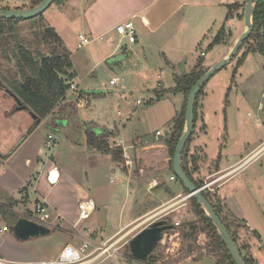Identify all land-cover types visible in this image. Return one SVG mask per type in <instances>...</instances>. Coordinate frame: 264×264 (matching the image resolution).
<instances>
[{
    "label": "rangeland",
    "instance_id": "1",
    "mask_svg": "<svg viewBox=\"0 0 264 264\" xmlns=\"http://www.w3.org/2000/svg\"><path fill=\"white\" fill-rule=\"evenodd\" d=\"M20 1L0 0V8L28 9L34 3L23 5ZM247 2L248 0H239L233 5L231 9L233 18L228 20L225 27V42L222 47L217 46L214 50H211L205 41L198 47L197 51H194L193 58L202 59L201 51H203L205 54L207 53V57L203 60L213 63L218 57L216 54L219 50L224 51L226 49L229 51L231 49L245 30L242 15L244 17ZM27 5H29L28 8H26ZM60 20L63 19L58 17V12L54 6H50L44 14L34 19L23 20L19 24L16 30L18 40L10 37L4 40L0 50V78L7 88L11 87V82L6 81L5 76L8 80L10 77L14 80H21L20 73L16 70L17 59L15 57L16 52H18V44L32 51L41 50L45 55H49V47L42 41L44 28H55L58 31ZM60 34L64 40L62 41L63 46L69 52L70 60L77 64L78 75L81 79L76 95H84L85 98L79 102L76 96L74 103H72L73 99H70L67 105H76L77 103L75 108L67 106L64 112H57L58 109L56 108L55 116H50L49 120H44L43 123L35 126L31 112L27 110L15 111L17 102L12 99L7 90L0 88V91L2 90L0 92V159L3 156L5 157V159L0 160V184L4 187L0 188V196L5 205H8L11 201L7 197L6 191H11L18 185L17 174L31 177L43 171V169L45 170L50 164L49 162L54 163L62 172L65 171V175H68V179L63 186H60V189L63 190L65 187L66 190L74 193L75 187L79 186L91 191V195L94 197L100 194L103 196L114 193V195L120 196L122 201L125 200L126 190L117 191V185L121 177L119 170H113L114 159L111 158V155H106L98 149L95 150L99 154H92L89 148L92 149L93 147L88 145V140L85 141L86 138H94L93 131H95V127L93 124L109 129L114 128V126L118 128V131L115 130L114 141L112 140L113 135L108 138L109 146L114 149L120 145V139L123 140V145L126 146L133 145L137 141L154 138L157 131L166 133L169 124H166L167 119L165 117H169L175 112L176 95L169 90L174 81L168 74L169 69L167 67L166 71L163 70L162 72L164 76L162 87H158L160 80L157 79L158 75L153 68L148 67L142 71L141 64H134L128 58L117 62L116 58L119 57L114 56L93 67L94 60H90L88 52L95 50L100 43L95 44L92 41L89 44L90 46L80 47L78 37L76 39L73 35L59 33V36ZM250 45L251 51L255 44L251 42ZM248 49V46L242 48L236 59L216 73L204 89L207 93V98L204 101V111L210 118V122L208 136H202L206 146L203 147L205 152L214 158L215 163H217V156L222 153V150L227 158H230L233 151L238 154L244 153L242 154L244 156L253 149L252 147L260 148L264 146V56L259 57V53L250 52L248 55H251L247 56L246 62L237 69L238 61ZM7 58L11 60L8 61ZM95 59L97 60V58ZM211 59L213 60L211 61ZM95 63L97 64L98 61ZM203 68L207 69L204 66ZM235 69H237V74L233 79ZM180 71H182L181 65L179 74L182 73ZM114 78L119 79L117 86L110 85ZM124 86H126L125 90L122 89ZM163 90L170 92L166 93L169 96L160 105H156L157 93L160 94ZM137 99L141 100L143 105L136 107ZM180 114H178V117ZM61 117L64 121H67L68 126L52 129L51 126H54V120ZM240 118L242 119V133H230L233 129H237ZM257 120L259 122L255 123ZM199 126L200 122H197L196 132H198ZM51 133H55L58 137L57 145L51 152L49 150L44 151L41 143L43 144ZM121 135L122 138H119ZM96 137L103 139L101 135H96ZM245 140L246 143H244ZM247 142L252 145L251 148L247 149L248 151L245 150ZM254 143L256 144L254 145ZM21 144L22 149L17 150ZM226 144H228V149L225 148ZM50 154H52V159L49 157ZM240 155H238L239 159L241 158ZM24 157L32 159V166L27 167ZM34 159L35 161L42 159L47 164L44 166V162L37 161L33 163ZM262 166H264V153L249 166L242 177H255L258 173H264ZM236 182H232L230 186ZM33 193L30 195V206L32 207L37 197ZM49 201H51L50 197ZM190 207L192 209L193 206ZM262 207L264 209V205ZM21 214L22 211L17 214L18 217L32 220V217L22 216ZM53 216L55 217V215ZM197 218L198 220L191 221L198 223V231L193 238L186 237L183 233L186 230L185 226L191 222L182 223L171 217L168 218L173 224L179 222L180 225L165 234L162 242L153 253V259L148 258L146 262L134 259L130 250V241L145 226L137 227L138 224L143 223V220L117 234L111 232L99 233L97 231L96 233L91 230L94 240L91 239L92 244L87 251L88 253L96 250L98 247L96 241L102 244L107 242V239L112 235H114L113 241L109 239L108 241L117 243L108 253L91 264H218L214 258H203L209 252L216 255H214L216 260L221 259L223 255L211 243L208 231L200 223L201 218L198 215ZM261 221L264 224L263 220ZM261 221H258V224H262ZM94 222L95 218H90L82 222L78 229L72 228L67 231L57 226L51 228V233L46 236L31 238L26 241L19 240L22 245L30 249L29 251L34 254L36 260L48 261L57 258L66 244L79 246L84 240H82V231L90 230L94 226L92 224ZM1 225L3 223L0 222ZM107 230L110 231V228L108 227ZM259 233L262 235L264 242L263 226H259ZM259 255H263L259 259L260 264H264V248L259 251Z\"/></svg>",
    "mask_w": 264,
    "mask_h": 264
},
{
    "label": "crops",
    "instance_id": "2",
    "mask_svg": "<svg viewBox=\"0 0 264 264\" xmlns=\"http://www.w3.org/2000/svg\"><path fill=\"white\" fill-rule=\"evenodd\" d=\"M33 1L35 0H21L20 3L25 5ZM237 1L239 0H64L59 5L54 3L52 6L58 12V17L63 19L60 20L59 33L73 35L76 39L84 36L91 42L93 41L92 43H100L95 50L88 52L90 60H94L93 67L114 56L119 57L116 58L117 62L128 58L134 64H141L142 71L148 67L153 68L158 75L157 79L160 80L158 87L163 86L162 80L164 76L162 72L163 70L166 71L167 67L169 69L168 74L174 81L173 86L169 87V90L176 95L177 105L175 106V112L171 116L165 117L167 119L166 124H169L166 133L157 131L162 134L161 136H157L156 132V137L154 138L137 141L133 145L126 146L123 145V140L120 139V145L117 146L123 151V159L121 163L114 161L113 170L120 171L121 179L118 182L117 191L126 190L127 196L125 200L122 201V198L114 195V193L103 196L100 194L94 197L91 195V191L79 186L75 187L74 193L66 190L67 188L65 189V187L62 190L60 186L64 185L68 175H65V171L62 172L54 163L49 162L50 164L45 170L43 169V171L31 177L17 174L18 185L11 191H6L7 197L12 202L9 200L8 205H5L0 196V205L9 209L12 207L15 213L20 214L22 211V216L27 215L33 218L37 217L34 213L35 204L41 199H47L48 197L47 203L51 214L52 216L55 215V217L53 216L54 219L58 217L57 222L60 223L58 227L67 231L73 228L74 223L78 219L80 202L87 199H93L96 203V212L91 217L95 218V222L92 223L95 227L93 226L90 229L93 232L117 234L142 220L143 223L138 224L137 227L145 225L143 227L145 229L153 222L159 220L161 216L171 217L182 223L198 220L197 215L194 214L190 207L191 198H188L184 185L177 178L174 169L171 167L173 158L170 155L167 142L174 133V120L181 113L185 102L183 93H175L172 90L177 85V79L185 73L193 71L200 62H202V67L204 66L208 70L228 54L229 51L226 49L224 51L219 50L216 54L218 57L213 63L203 60L207 57V53L202 57V53H205L203 51H201L202 59L198 60L192 57L194 51H197L198 47L205 41L209 49L214 50L217 47H211L213 40L219 31L228 24L229 6L237 3ZM28 7L29 5L26 6V8ZM128 21L133 23L136 30L137 41L135 43L122 40L116 32L118 24ZM55 31L58 32L57 30ZM59 37L61 38V34ZM62 41L64 40L62 39ZM218 46L222 47V45ZM96 51L99 52L97 53ZM258 56L260 57L261 55ZM96 61L98 63L94 64ZM182 63L185 64V70L180 71L182 73L179 74V68ZM72 64L71 73L73 74V79L70 83L79 89L81 79L78 75L77 64L73 61ZM122 89L125 90L126 86ZM166 93L170 92L163 90L160 94L157 93L156 105H160L167 99L169 95ZM76 94L69 92L61 104L62 106L60 105L57 108V112L66 111L65 108L67 106L75 108L77 103L76 105H67V102L73 99L72 103H74ZM11 97L16 101L13 96ZM77 98L80 102L85 96L79 95ZM206 98L207 93L204 91V96L200 102V116L197 121L200 122L199 130L196 132V128L194 129V135L189 145L185 162L192 171V181L194 183L198 182L204 186L205 183L218 180L210 189L204 191L215 194L220 198L224 217H227L229 213L233 215L232 220L236 221L237 227L233 226L232 230H237L238 232L236 243L243 256L252 259L253 264H260L259 257L263 255H259V251L264 248L263 237L259 233V226L264 227L261 221L263 220L264 222V209L262 207L264 205V173H258L255 177H242V175L264 153V146L260 148L252 147L253 149L244 156H242L244 153L238 154L233 151L230 158H227V155L222 150V153L217 156V163H215L213 161L214 158L205 152L204 147L206 146L202 139V136L206 137L208 134L210 122V118L204 111ZM137 101L136 107L143 105V102L138 105ZM15 111L19 112L17 109ZM54 113L55 111L50 116H55L56 114ZM50 116L44 120H49ZM241 120V118L238 120L237 129H233L230 133H242ZM258 122L259 120L255 123ZM35 124L36 119H34ZM252 124L254 125V123ZM63 126H68V123L61 117L54 120V126L52 125L51 128L58 129ZM93 126L95 130H106V134L110 133L109 138L113 135L112 140L114 141L115 130L118 131L116 126L110 129L97 126V124H93ZM99 135L101 133H98ZM50 136L57 137L55 133L48 135V139L43 144L41 143L44 151L49 150L51 152L57 145L58 137L57 140H54L49 139ZM119 138H122V135ZM86 140L89 142V138H86ZM244 143H246V140ZM227 145L225 146L226 149H228ZM246 145L245 150L248 151L247 149L251 148L252 145L249 142ZM22 147V144L19 145L17 150L22 149ZM89 150L92 154L98 153L95 148H89ZM238 155L241 156L240 159ZM49 157L52 159V154ZM111 158L113 157L111 156ZM126 158L132 162L129 168L126 167ZM2 159H5V157L3 156L0 160ZM24 159H26L27 167L32 166L30 157H24ZM36 161L44 162L42 159ZM36 161L34 159L33 163ZM46 164L44 162V166ZM55 167L59 169L61 177L59 183L51 188L47 185L46 177L48 171ZM234 181L237 182L230 186ZM1 187L2 185L0 184ZM70 187L72 188L71 185ZM33 192L37 197L32 207L30 206V195ZM49 197L51 201H49ZM128 198L130 199L127 201ZM20 218L22 217L19 216ZM14 220L9 215L6 217L0 215V222L3 223L0 226V256L19 262L40 261L35 259L34 254L29 251L30 249L22 245L13 233L12 228L16 224H12ZM258 221H261L263 225L258 224ZM108 227L110 231L107 230ZM4 228H8V230L5 231ZM108 239L113 241L114 235ZM205 257L214 258L217 262L214 255L205 254L203 258Z\"/></svg>",
    "mask_w": 264,
    "mask_h": 264
},
{
    "label": "trees",
    "instance_id": "3",
    "mask_svg": "<svg viewBox=\"0 0 264 264\" xmlns=\"http://www.w3.org/2000/svg\"><path fill=\"white\" fill-rule=\"evenodd\" d=\"M42 1L43 0L33 1L34 3L32 7L37 6ZM63 1L64 0H55L54 3L59 5L62 4ZM233 5L229 6L227 21L233 18L231 14ZM4 9L9 8L6 7ZM242 18H244L243 15ZM22 21L23 20L17 19H0V50L2 49L3 42L7 37L16 40L19 39L16 30ZM253 22V33L242 47L244 48L248 46L249 49L238 61L237 69L238 67L243 65L250 52L259 53L260 55L264 56V0H260V2L256 5L253 15ZM44 29L45 32L42 35V41L45 45H48L49 55H45L41 50L32 51L25 48L23 45L18 44V52H16L15 58L17 59L16 70L18 71V73H20L21 80H14L11 77L8 80V78L5 76V80L11 82V87L7 88V86L4 84V81L0 78V88L7 90V92L11 96L17 97L22 102V104L27 107V111L37 116L35 126L40 125L44 119L50 116L55 111V109L60 106V104L66 99L67 94L70 92V86L74 85L70 83V81L73 79V74L71 73L73 64L70 60L69 52L63 46L62 39L59 37L55 29ZM224 42L225 27H223L219 31V33L213 40L211 47L222 45L224 44ZM251 42H254L255 46L250 51ZM7 60L10 61L11 59L7 58ZM237 69H235L233 73V79L236 77L235 75L237 74ZM207 71V69L202 67V62H200L197 68H195L193 71H191L190 73H185L182 77L178 78L176 83L177 85L175 89L172 90L175 93H183L185 95V104L182 113L179 117L176 118V120H174V133L171 135L170 140L167 142L172 158L174 157L175 149L184 131L188 95L197 81ZM205 87L202 88V90L199 92L195 102V128L200 116V101L204 96ZM106 132V130L96 129L93 132L94 138H89L88 144L90 147L98 149L99 151H103L106 155L113 156L114 161L121 163L123 159V151L120 147L112 149L109 146L108 138L110 137V135H108V133L106 134ZM98 133H101L103 139H99V137H96V135L98 136ZM193 135L187 142L182 156L183 169L191 180H193L192 171L189 169L188 164L185 162V160L187 159L188 149ZM171 167L173 169V160L171 161ZM195 184L198 188L202 187L201 183L195 182ZM186 192L187 194H189L187 190ZM203 194L212 204L223 224L236 241L238 232L237 230H232L233 226L237 227L236 221L232 220L233 215L231 213H229L227 217H224L222 215L223 206L221 205V200L218 196H216L215 194L207 193L205 191H203ZM191 205L193 206V212L201 218L200 223L202 224L204 229L208 231V236L211 243H213V246L216 247L218 251L223 255L221 259H217V263L235 264L211 220L207 217L206 213L203 211L201 206L198 205L197 201L194 198H191ZM10 209L0 205V215L2 217H6L7 215L13 217L15 220L12 222V224L14 225L19 217L17 213L12 210V207ZM164 219L168 221V224H173L172 221L168 220V218ZM175 228L176 227H174V229ZM185 229L186 230H184L183 232L185 236L193 238V236L198 231V223H188L185 226ZM209 254L215 255L213 252H209ZM153 257L154 254H152L149 259H153ZM244 258L247 264H253L252 259H249L247 257Z\"/></svg>",
    "mask_w": 264,
    "mask_h": 264
},
{
    "label": "water",
    "instance_id": "4",
    "mask_svg": "<svg viewBox=\"0 0 264 264\" xmlns=\"http://www.w3.org/2000/svg\"><path fill=\"white\" fill-rule=\"evenodd\" d=\"M55 0H43L37 6L28 9H3L0 8V19H17V20H30L37 18L44 14L50 6L54 4ZM260 0H248L244 12V26L245 30L237 41L233 44L228 54L216 62L208 71L197 81L194 87L191 89L187 98V108L185 114V127L181 138L175 149L173 157V169L184 185L185 189L189 192L188 198H194L198 205L201 206L207 217L211 220L216 231L218 232L222 242L224 243L227 251L231 255L235 264H247L240 248L236 241L227 230L222 220L216 213L214 207L209 200L203 194L201 188H198L196 184L188 177L182 166V156L187 142L191 138L195 129V102L199 92L206 86L210 79L225 66L233 62L235 57L242 49L244 43L251 37L254 30L253 15L256 5ZM182 70H185V64H181ZM17 102V110H26V106L15 97ZM34 119L37 116L31 113ZM39 122V120H38ZM174 224H168L167 220L159 219L149 225L147 228L140 231L130 241L131 255L134 259L140 262H146L148 258L154 253L159 244L162 242L166 232L174 229ZM13 233L18 239L29 240L31 238L43 237L51 233V229L45 227L37 222L29 220L27 218H20L12 228Z\"/></svg>",
    "mask_w": 264,
    "mask_h": 264
},
{
    "label": "built area",
    "instance_id": "5",
    "mask_svg": "<svg viewBox=\"0 0 264 264\" xmlns=\"http://www.w3.org/2000/svg\"><path fill=\"white\" fill-rule=\"evenodd\" d=\"M12 2L13 0H9ZM116 32L120 36L122 40H128L130 43H135L137 41V34L135 27L132 22H123L116 26ZM91 41L84 37H80V47L81 46H87L90 44ZM205 56V53H202V57ZM119 82V79L114 78L111 82V86H116ZM78 89L75 87V85L70 86V92L73 94H76ZM138 105L142 104L141 100L137 101ZM162 134L160 132H157V136H161ZM49 139L57 140V137L50 136ZM132 162L126 158V166L129 168L131 167ZM60 172L57 167L52 168L48 171L46 181L47 185L51 188L55 187L59 181H60ZM174 179V178H172ZM208 182L205 183L204 186L201 187V190L204 191L206 189H210L211 186L215 182ZM96 212V203L93 199H87L79 204V214H78V220L76 223H74L73 228L78 229L82 222L90 219L93 214ZM34 213L37 215V217L31 218L32 221L37 222L45 227L48 228H55L56 226H59L60 223L57 222L58 217L56 219L53 218L52 214L50 213L49 205L47 203V199H41L39 202L35 204L34 207ZM164 216H161L163 218ZM176 226H179L180 223L176 222ZM5 231L8 230V228H4ZM84 239V240H83ZM91 239L94 240L93 234L91 233V230L87 229L82 231V240L83 242L79 246H73L71 244L65 245L61 252L59 253L58 257L55 259H51L48 261H31V262H19V261H12L8 260L4 257L0 256V264H91L95 262L96 260L100 259L103 255L108 253L113 247L117 245L115 242L107 241L102 244H99L97 242L98 247L96 250H93L92 252H87L90 248V245L92 244ZM95 257H92V256Z\"/></svg>",
    "mask_w": 264,
    "mask_h": 264
},
{
    "label": "clouds",
    "instance_id": "6",
    "mask_svg": "<svg viewBox=\"0 0 264 264\" xmlns=\"http://www.w3.org/2000/svg\"><path fill=\"white\" fill-rule=\"evenodd\" d=\"M201 188V187H200ZM164 218H166V217H163V218H159V219H163V220H165ZM175 225V224H174ZM175 227H176V225H175Z\"/></svg>",
    "mask_w": 264,
    "mask_h": 264
}]
</instances>
